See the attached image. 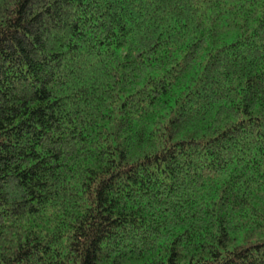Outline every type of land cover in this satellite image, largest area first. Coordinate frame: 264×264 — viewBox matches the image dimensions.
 Masks as SVG:
<instances>
[{
    "label": "trees",
    "instance_id": "trees-1",
    "mask_svg": "<svg viewBox=\"0 0 264 264\" xmlns=\"http://www.w3.org/2000/svg\"><path fill=\"white\" fill-rule=\"evenodd\" d=\"M0 264H264V0H0Z\"/></svg>",
    "mask_w": 264,
    "mask_h": 264
}]
</instances>
